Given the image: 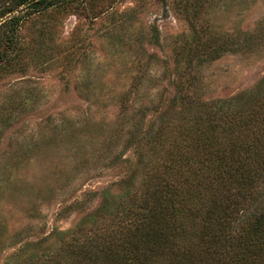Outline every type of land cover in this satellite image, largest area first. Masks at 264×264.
<instances>
[{
    "label": "rangeland",
    "instance_id": "1",
    "mask_svg": "<svg viewBox=\"0 0 264 264\" xmlns=\"http://www.w3.org/2000/svg\"><path fill=\"white\" fill-rule=\"evenodd\" d=\"M19 36L0 71V264L116 230L177 134L264 105V0H61Z\"/></svg>",
    "mask_w": 264,
    "mask_h": 264
},
{
    "label": "trees",
    "instance_id": "2",
    "mask_svg": "<svg viewBox=\"0 0 264 264\" xmlns=\"http://www.w3.org/2000/svg\"><path fill=\"white\" fill-rule=\"evenodd\" d=\"M61 0L0 1V71L22 44V20ZM26 5V16L14 14ZM222 104L174 137L157 184L128 196L123 222L97 238L72 233L32 264H264V105ZM221 138H217L218 136Z\"/></svg>",
    "mask_w": 264,
    "mask_h": 264
}]
</instances>
